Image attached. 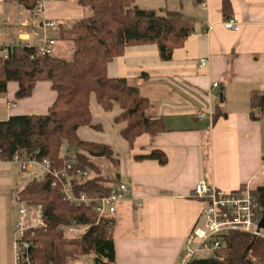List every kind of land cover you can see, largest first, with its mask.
I'll return each instance as SVG.
<instances>
[{
	"label": "crops",
	"instance_id": "crops-1",
	"mask_svg": "<svg viewBox=\"0 0 264 264\" xmlns=\"http://www.w3.org/2000/svg\"><path fill=\"white\" fill-rule=\"evenodd\" d=\"M229 1L238 31L223 27L221 0L163 1L159 8L196 20L195 32L183 48L168 62L159 60L155 46L129 48L107 67L109 77L125 78L139 89L151 104L147 114L161 118L168 130L153 141L148 135L139 137L131 150L121 142L127 162H118L115 177L130 193L112 216L114 264H180L185 240L204 209L203 202L192 197L198 182L225 193L264 185V117L249 107L251 92L264 93V0ZM84 10L78 0H47L43 15L34 19L18 2L0 0V56L16 44L37 47L46 36L55 39L52 56L57 57L54 52L65 51L58 41H71L59 40L57 32H44L40 23L56 21L69 29L64 22L76 20ZM201 59L208 61L203 70L198 69ZM214 83L219 88L212 91ZM17 89L16 83H9L6 97L0 99V121L12 115L46 114L56 98L48 82L37 83L28 99L16 100ZM89 104L101 130L81 128L79 137L108 144L115 153L109 142L120 138L113 123L119 109L103 112L94 94ZM209 108L210 118H196L197 112ZM216 111L221 116L213 121ZM152 148L166 155V165L133 160ZM23 172L17 164L0 161V264H14L16 198L31 180Z\"/></svg>",
	"mask_w": 264,
	"mask_h": 264
},
{
	"label": "trees",
	"instance_id": "trees-1",
	"mask_svg": "<svg viewBox=\"0 0 264 264\" xmlns=\"http://www.w3.org/2000/svg\"><path fill=\"white\" fill-rule=\"evenodd\" d=\"M63 3L67 0H50ZM137 0H78V5L91 11L89 17L74 22L69 29L59 25V40H70L74 46L71 60L54 56H35L36 48L16 44L9 48L6 60H0V93L7 92L9 83H16L15 99L31 97L37 83L48 82L56 98L46 114L12 115L0 121V161H10L15 154L28 159L46 160L51 169L62 170L72 164L71 175L77 170L94 174L86 180H74L75 191L90 195H107L112 184L118 182L101 175L95 159L115 162L113 148L105 143L82 140L78 131L92 128L100 131L101 124L90 113L89 103L95 95L97 106L105 113L119 109L113 118L120 138L131 150L136 140L148 135L153 141L168 132L161 118L147 112L150 101L122 77H109L107 67L125 51L134 47L155 46L161 62L172 59L194 34L196 20L166 8L144 10ZM166 1V0H162ZM31 10L36 0L17 1ZM225 21L232 17L229 0H221ZM251 110H259L264 117V93L251 92ZM214 116L216 120L220 114ZM64 155L60 157L61 148ZM134 161H156L167 164L166 155L152 148L148 154L135 156ZM49 175L40 182L32 181L19 192L24 202L41 204L48 231L39 234L40 248L35 251L37 264L54 262L56 243L65 235L59 225L76 221L89 229L78 239L80 254L92 256V264H114L115 250L113 219L101 220L93 209L74 207L64 201L60 188L52 187ZM119 183V182H118ZM243 190L240 189L238 191ZM260 215H264V185L251 190ZM187 264H264V239L243 232H232L224 238V246L214 257L194 258Z\"/></svg>",
	"mask_w": 264,
	"mask_h": 264
},
{
	"label": "built area",
	"instance_id": "built-area-1",
	"mask_svg": "<svg viewBox=\"0 0 264 264\" xmlns=\"http://www.w3.org/2000/svg\"><path fill=\"white\" fill-rule=\"evenodd\" d=\"M46 2L47 0H36L34 8L28 10L32 18L36 19L43 15ZM202 7H205V4H202ZM40 27L44 32L58 33L59 31V24L56 21L43 19ZM223 27L232 31L239 29V25L233 19L225 21ZM10 47L2 50L0 60L7 59ZM54 47L55 39L44 36L40 45L35 47V56H52ZM207 64L206 59L199 60L198 69H205ZM218 88V83L211 86L212 91ZM211 115L209 108L197 112L196 118L203 120L210 118ZM64 150L65 148L62 147L60 157H63ZM10 162L17 164L21 171L31 173L30 182H40L45 176H51L53 178L51 186L60 188L62 199L74 207L93 209L97 223L101 220L112 219L118 205L125 201L130 193V188L124 183L113 186L111 191L103 196L76 192L74 180L89 179L90 173L77 170L71 175L72 164H66L62 170L51 169L46 160H31L25 153L15 154ZM192 197L201 200L204 209L201 220L195 224L185 240V254L180 264L189 263L194 258H198L197 255L200 253H208L209 257H214L215 252L224 246L226 235L232 232H243L264 239V230L259 229L262 215H260V209L250 189L225 193L200 181L193 188ZM16 202V219L12 239L14 264H37L35 251L40 248L39 234H45L48 231L44 208L41 204L24 202L19 195H17ZM88 229L89 226L79 225L76 221L61 224L58 227L64 235L78 234L80 237Z\"/></svg>",
	"mask_w": 264,
	"mask_h": 264
},
{
	"label": "rangeland",
	"instance_id": "rangeland-1",
	"mask_svg": "<svg viewBox=\"0 0 264 264\" xmlns=\"http://www.w3.org/2000/svg\"><path fill=\"white\" fill-rule=\"evenodd\" d=\"M163 1L161 0H137L136 6H138L140 9L144 10H155L158 11ZM91 15V11L88 9L84 10V14L80 17H89ZM76 18V20L78 19ZM76 20H69V22H64L66 27H69V25H72L74 21ZM59 36V34H58ZM70 41V40H66ZM57 45L61 47V49H64L65 51L60 54H56L54 52V55H56L59 58H63L67 61L71 60L72 53L74 51V46L72 42L70 44H64L61 41H58ZM62 45V46H61ZM63 45L65 47H63ZM70 49V52L68 50ZM6 94L0 93V99L5 98ZM4 104H1L0 102V114L3 112ZM1 117V116H0ZM121 142L122 139L119 137H114L111 142H109L115 149V162H111L109 160L105 159H96L94 162L98 165L100 168L101 175L109 180H115V174L119 172L118 162H122L124 165H126L127 158L125 157V154L123 153V150L120 148L122 145ZM26 179H30L32 177L31 173H25ZM94 174L89 175V179L93 178ZM80 235H70L65 234V237L62 241L56 243L55 247V257L54 262L52 264H92V256H84L80 254L79 250V241ZM210 255L208 253H200L197 255L198 258H208Z\"/></svg>",
	"mask_w": 264,
	"mask_h": 264
},
{
	"label": "water",
	"instance_id": "water-1",
	"mask_svg": "<svg viewBox=\"0 0 264 264\" xmlns=\"http://www.w3.org/2000/svg\"><path fill=\"white\" fill-rule=\"evenodd\" d=\"M259 229L264 230V215L262 216L260 222H259Z\"/></svg>",
	"mask_w": 264,
	"mask_h": 264
}]
</instances>
